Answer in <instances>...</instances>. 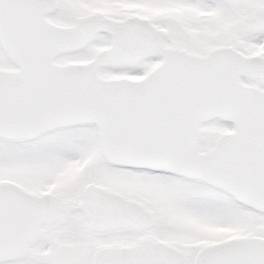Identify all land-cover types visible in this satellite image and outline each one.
<instances>
[{
    "label": "snow or ice",
    "instance_id": "obj_1",
    "mask_svg": "<svg viewBox=\"0 0 264 264\" xmlns=\"http://www.w3.org/2000/svg\"><path fill=\"white\" fill-rule=\"evenodd\" d=\"M0 264H264V0H0Z\"/></svg>",
    "mask_w": 264,
    "mask_h": 264
}]
</instances>
